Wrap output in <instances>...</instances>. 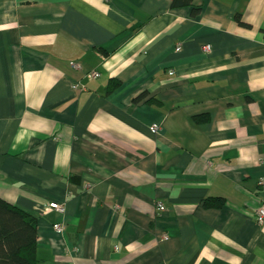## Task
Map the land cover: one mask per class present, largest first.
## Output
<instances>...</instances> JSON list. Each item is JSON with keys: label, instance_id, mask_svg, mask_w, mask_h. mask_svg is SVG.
<instances>
[{"label": "crops", "instance_id": "1", "mask_svg": "<svg viewBox=\"0 0 264 264\" xmlns=\"http://www.w3.org/2000/svg\"><path fill=\"white\" fill-rule=\"evenodd\" d=\"M185 1L0 0V197L39 264H264V0Z\"/></svg>", "mask_w": 264, "mask_h": 264}, {"label": "trees", "instance_id": "2", "mask_svg": "<svg viewBox=\"0 0 264 264\" xmlns=\"http://www.w3.org/2000/svg\"><path fill=\"white\" fill-rule=\"evenodd\" d=\"M180 0H175V4ZM185 5H191L192 1L187 0ZM199 8H194L193 13H198ZM239 23L243 24L241 19ZM263 36H264V30ZM121 83L113 80L109 85L112 91ZM146 92L135 101L145 98ZM151 99V98H150ZM148 99V100H150ZM158 99L152 98L154 102ZM223 198L214 197L204 201L205 207L220 208L223 205ZM38 222L37 218L29 211L13 205L0 197V264H39L37 257Z\"/></svg>", "mask_w": 264, "mask_h": 264}, {"label": "built area", "instance_id": "3", "mask_svg": "<svg viewBox=\"0 0 264 264\" xmlns=\"http://www.w3.org/2000/svg\"><path fill=\"white\" fill-rule=\"evenodd\" d=\"M206 50H210L211 46L207 45ZM177 50H180V48H177ZM70 66L73 68H80V64L77 61H72L70 63ZM171 74H173L171 72ZM100 76L98 71H91L87 74V77L89 79H97ZM72 88L78 92H82L85 89L83 87L78 86L77 84H74L72 86ZM159 126L154 124L153 126H151L150 130L153 133H156L159 129ZM262 178L259 179V184L262 185ZM158 210L159 212H165L166 208H165V204L164 203H159L158 204ZM41 211L43 213H47L50 211H56L60 214H64L66 212L65 206L63 204H60L58 202H48L42 205V209ZM256 218H257V222L259 224H264V205H260L257 210H256V214H255ZM54 232L58 235L63 234L64 233V225L62 223H56L53 226Z\"/></svg>", "mask_w": 264, "mask_h": 264}, {"label": "rangeland", "instance_id": "4", "mask_svg": "<svg viewBox=\"0 0 264 264\" xmlns=\"http://www.w3.org/2000/svg\"><path fill=\"white\" fill-rule=\"evenodd\" d=\"M156 125H158V124H156Z\"/></svg>", "mask_w": 264, "mask_h": 264}]
</instances>
